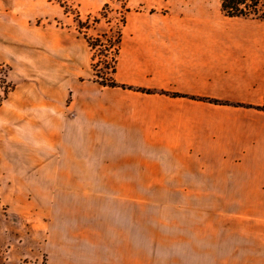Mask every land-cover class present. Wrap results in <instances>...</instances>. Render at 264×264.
I'll use <instances>...</instances> for the list:
<instances>
[{"label": "crops", "instance_id": "1", "mask_svg": "<svg viewBox=\"0 0 264 264\" xmlns=\"http://www.w3.org/2000/svg\"><path fill=\"white\" fill-rule=\"evenodd\" d=\"M164 3L127 12L114 75L152 93L81 83L71 73L83 69L55 49L47 96L31 72L16 84V53L0 58L13 62L14 81L0 110L10 124L0 128L3 202L19 210L45 187L46 264H157L134 255L150 246L134 241L132 208H84L89 198L75 186H124L113 199L130 205L133 186H203L232 191L239 210L251 201L258 213L247 215L264 216V21L226 17L220 0ZM70 87L69 102L59 90ZM197 228L206 243L218 235Z\"/></svg>", "mask_w": 264, "mask_h": 264}, {"label": "rangeland", "instance_id": "2", "mask_svg": "<svg viewBox=\"0 0 264 264\" xmlns=\"http://www.w3.org/2000/svg\"><path fill=\"white\" fill-rule=\"evenodd\" d=\"M157 1L165 4L174 0ZM141 2L0 0V58L3 54L10 58L16 53V84L21 72H31L35 79L43 81L37 82L43 87L41 93L47 96L52 95L51 89L50 94L48 91L52 81L51 60L57 54L53 53L55 49L66 52L71 70L76 71L75 66L83 69L71 73L82 74L81 83L101 85L104 79L109 80L106 87L152 93L121 86L114 79L122 60V45L113 49L114 42L118 37L122 42L127 12L139 10ZM213 2L216 4L218 0ZM97 40L101 43L94 49L92 46ZM12 63H0V110L14 90ZM71 89L59 90V93H68L69 102L73 96ZM8 127V120L0 119V128ZM43 159L44 156L38 154V160ZM77 188L89 198L82 202L84 208L134 210V241L142 240L150 246L134 248V255L146 252L157 264H264V216L247 215L258 213L251 201H243L244 209L239 210L232 191L223 194L214 189L207 194L203 186L195 188L187 184L133 186L130 205L128 201L113 199L124 192V186H75ZM94 188L97 194L102 191L100 198L97 194L93 196ZM33 189L31 186V191ZM44 191L45 187L38 184L31 192L35 193V198L21 202L19 210L10 209L3 202L0 183V264H46L44 214L48 201H45ZM238 212L241 216H236ZM200 225L209 226L218 235L208 237L207 243L197 239L191 230L194 232ZM226 228H230L228 235H221ZM233 231L244 235L231 233ZM199 242L207 246L192 247Z\"/></svg>", "mask_w": 264, "mask_h": 264}, {"label": "trees", "instance_id": "3", "mask_svg": "<svg viewBox=\"0 0 264 264\" xmlns=\"http://www.w3.org/2000/svg\"><path fill=\"white\" fill-rule=\"evenodd\" d=\"M221 11L226 17H238V18H246V19H258L264 21V0H220ZM101 43L100 40L96 41L92 47L95 49ZM121 43V38L118 37L113 45V49L115 47H119ZM112 75L115 73V69L111 70ZM101 85H107L106 82L109 80L102 79ZM112 86H115L112 81Z\"/></svg>", "mask_w": 264, "mask_h": 264}]
</instances>
